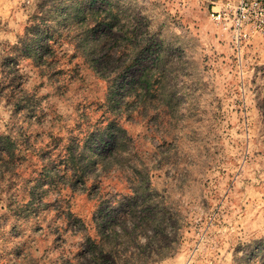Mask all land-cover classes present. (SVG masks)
I'll list each match as a JSON object with an SVG mask.
<instances>
[{
    "label": "rangeland",
    "instance_id": "374dc122",
    "mask_svg": "<svg viewBox=\"0 0 264 264\" xmlns=\"http://www.w3.org/2000/svg\"><path fill=\"white\" fill-rule=\"evenodd\" d=\"M110 1L126 7L134 37L158 43L114 84L136 83L137 94L124 99L120 91L111 94L112 73L127 56L118 51L121 30H95L108 39L92 64L81 50L78 19H64L71 6L85 9L91 0H0V132L16 121L37 146L55 145L43 155L48 160L60 159L70 143L85 157L99 153L84 169V185L62 182L63 165L39 175L59 181L48 188L38 217H18L0 201V259L17 233L65 227L57 207L90 222L101 196L107 206L117 201L110 215L145 202L136 210L138 225L145 223L143 209L156 219L136 232L149 245L140 254L145 264H264L252 255L264 244V26L251 20L237 40L230 25L213 20L205 0ZM214 1L217 9L225 0ZM34 22L44 34L32 39ZM26 44L35 48L32 55ZM158 53L163 62L146 93L137 78ZM14 102L19 106L12 110ZM112 121L121 128L117 145L106 135L92 136ZM40 162H26L21 177L37 178L29 172ZM16 192L21 203L30 197L24 186ZM36 246L37 257L59 255L52 235Z\"/></svg>",
    "mask_w": 264,
    "mask_h": 264
},
{
    "label": "trees",
    "instance_id": "16d2710c",
    "mask_svg": "<svg viewBox=\"0 0 264 264\" xmlns=\"http://www.w3.org/2000/svg\"><path fill=\"white\" fill-rule=\"evenodd\" d=\"M101 4H105V7L100 5L99 7H92L95 0H91L88 4L89 6L85 9L79 8V3L77 2L74 6H71L65 13V20H76L78 19L77 26L80 28L81 32V50L85 54L87 60L92 62H97V55L105 46L108 39L107 35L98 34L95 35V30L98 28L110 30L112 27H118L122 32V37L116 40L118 42V51L126 54L122 65L118 66L117 69L112 73L113 85L111 89L112 96L114 94L119 95L121 93V99L130 92H135L137 94L138 87L135 82H127L123 84L122 82L114 85L116 81L124 76L130 68L136 66L139 61L142 60L145 52L149 53L153 51V48L158 47V43L151 39H144L140 37H134L132 33L134 30L128 24L130 19H128L126 14V7L120 5L118 1L111 3L110 0H98ZM78 14L80 17L77 18ZM122 18V19H121ZM39 23L34 22L30 25L28 30L29 36L32 39L39 38L43 35V28H41ZM131 40L133 41L131 43ZM48 46V40L43 45ZM127 47V48H126ZM35 48L30 47V45H25V50L32 55ZM155 51V50H154ZM161 54L158 53L155 59L151 61V65L142 67V71L137 78L138 83L141 87H145L146 93L148 88L151 86L153 73L159 64H162ZM93 64V63H92ZM156 67V68H155ZM155 68V69H154ZM102 77H108L104 75L101 70ZM121 88V89H120ZM120 98V96H119ZM114 103L118 104V99H113ZM121 105V104H120ZM19 102L12 103V110L18 108ZM123 106V105H122ZM120 127L112 121L107 123L105 128L101 129L99 133L93 132L92 136L96 138L101 135H106L114 144L117 145L119 138L117 131H120ZM108 142L104 141L100 150H103ZM53 144H41L37 146L35 141L31 140V135L24 131L22 125H18L16 121L6 124V128L3 132H0V201L4 204L2 208L12 211L14 215L18 217H38L41 211L47 206V201L45 198L46 192L50 186H55L57 182H51V176L41 178L40 176L44 174V170H48V166L51 164H56L57 166L63 165L64 167L59 172L60 176L66 177V180L73 184L80 182L81 185L85 184L86 176H84V169L87 168L91 163L96 162V157L99 156L97 152L87 155L85 157L83 149H78L76 144L67 145L59 152L60 159H49L44 157L46 153H50L54 149ZM36 157L41 160L39 166H35L30 170L29 174L37 176L34 179L23 178L22 173L28 168L25 163L33 164L32 158ZM91 158H94L92 160ZM56 160L58 161L57 163ZM93 161V162H92ZM59 163V164H58ZM68 172H72L70 175ZM40 175V176H39ZM68 175V178H67ZM21 177V178H19ZM20 179V185L16 186V179ZM27 179V180H26ZM23 181V182H22ZM99 184V182H94V184ZM45 184L48 187H45ZM28 188L30 191L29 199L21 203L17 199L16 192L19 188ZM99 203L92 213L90 222L78 215L73 214L68 209H61L57 207V217H61L67 225L63 228L56 227L50 230H43L38 228L33 235H25L17 233V236H13L14 243L11 249L4 250L0 259V264H145L146 261L142 260L140 254L146 252L149 245L140 244L137 239V233L144 232V229L151 223L156 222V219H149L145 215L140 218L145 220L141 226L138 225L137 212L139 207L145 204V202L138 204H132L128 207V213L126 210L120 211L121 214L110 215V211L114 212L113 206L116 205L117 201H109L111 205L107 206V200L102 197H97ZM150 204L149 201L146 202ZM145 206V205H144ZM126 216H129L126 219ZM145 216V217H144ZM122 221H129L130 224H126L122 227L119 225V219ZM124 218V219H123ZM135 232V233H134ZM49 235L53 236V242L57 244L59 248V255L51 261L47 256L37 257L34 255L37 249L36 245L39 239H45ZM77 237L75 243L68 244V241ZM74 245L75 250H71L69 247ZM257 251L252 249V255L258 254L262 262H264V244ZM9 255V256H4ZM46 252L44 255H47ZM251 259L253 258L250 256ZM50 260V262L48 260Z\"/></svg>",
    "mask_w": 264,
    "mask_h": 264
},
{
    "label": "built area",
    "instance_id": "2783aa9c",
    "mask_svg": "<svg viewBox=\"0 0 264 264\" xmlns=\"http://www.w3.org/2000/svg\"><path fill=\"white\" fill-rule=\"evenodd\" d=\"M211 4V16L214 21L230 25L237 40L246 36V26L252 20L257 27L264 26V0H225L214 9L217 1L205 0ZM213 4V6H212ZM261 17L258 23V17ZM255 18V19H254Z\"/></svg>",
    "mask_w": 264,
    "mask_h": 264
}]
</instances>
